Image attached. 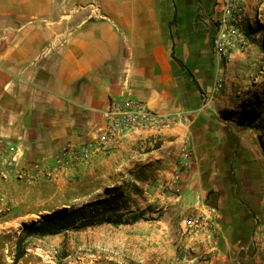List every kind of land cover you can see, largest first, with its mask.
Segmentation results:
<instances>
[{
	"label": "crops",
	"instance_id": "1",
	"mask_svg": "<svg viewBox=\"0 0 264 264\" xmlns=\"http://www.w3.org/2000/svg\"><path fill=\"white\" fill-rule=\"evenodd\" d=\"M96 1L0 0V137L11 144L19 167L50 161L68 143L92 142L111 98L187 114L188 123L130 133L119 149L96 159L98 167L144 152L169 182L184 165V145L192 152L178 198L193 203L165 205L210 213L216 237L206 229L174 232L176 219L163 217L154 223L171 227L143 237V264H264L257 215L229 183L233 172L261 176L264 153L257 133L237 125L244 102L230 103L236 87L213 90L221 71L213 60L221 0H99L101 16L91 7ZM218 173L228 179V204H220L223 192L214 189ZM0 185L22 186L14 180ZM215 193L219 204H199Z\"/></svg>",
	"mask_w": 264,
	"mask_h": 264
},
{
	"label": "rangeland",
	"instance_id": "2",
	"mask_svg": "<svg viewBox=\"0 0 264 264\" xmlns=\"http://www.w3.org/2000/svg\"><path fill=\"white\" fill-rule=\"evenodd\" d=\"M242 4L240 24L244 40L235 42V48L228 52L218 68L221 71L217 73L223 83L222 89L236 87L231 104L264 99V0H242ZM225 75L232 81H225ZM187 164L179 165L178 176L169 182L155 172L160 163L150 161V156L144 152L123 163L111 160L98 167L94 165L72 181L28 183L13 177L0 178V183L14 180L22 185L4 189L0 185V264H143V237L167 232L171 227L157 225L154 221L163 217L176 219L173 231L182 233L185 219L193 214L190 210L169 211L165 205L193 203V199L187 198L189 196L178 198L182 196L181 181L185 176L181 171L186 170ZM232 175L234 181L229 180V183L237 188V198L242 204H250L257 215L255 227L263 236L260 243L264 250V172L261 176L254 170L244 176L238 173L236 177L234 172ZM173 181L179 184L176 186ZM227 181L224 173L215 177V191L223 192L220 204H228L227 189L223 185ZM111 195L117 198L120 206V211L112 217L121 216L129 224L103 223L81 231L70 230L41 239L29 238L22 244V259L14 262L16 242L22 237L24 226L40 220L43 215L76 208ZM218 197L219 193H215L205 200L214 206L219 204ZM203 199L199 204H206ZM133 214L136 217L134 222Z\"/></svg>",
	"mask_w": 264,
	"mask_h": 264
},
{
	"label": "built area",
	"instance_id": "3",
	"mask_svg": "<svg viewBox=\"0 0 264 264\" xmlns=\"http://www.w3.org/2000/svg\"><path fill=\"white\" fill-rule=\"evenodd\" d=\"M224 17L219 20L213 38V60L218 69L233 50L235 42L244 40L243 27L240 24L243 12L242 0H221ZM96 16L100 14V3L91 4ZM222 80L214 81V92L221 91ZM103 124L97 129V136L92 142L68 143L58 150L49 161L42 159L27 167L20 168L19 160L13 153L11 144L0 137V178L13 177L28 183L43 181H72L84 170L92 168L99 154H108L119 149L123 138L133 132L149 130L153 132L168 131L179 122H189L187 114H164L150 110L145 104L131 97L111 98L102 112ZM182 160L189 162L192 152L187 144L181 151ZM204 229L210 238L216 237V228L212 225L210 213L207 217L193 213L184 221V234H195Z\"/></svg>",
	"mask_w": 264,
	"mask_h": 264
},
{
	"label": "trees",
	"instance_id": "4",
	"mask_svg": "<svg viewBox=\"0 0 264 264\" xmlns=\"http://www.w3.org/2000/svg\"><path fill=\"white\" fill-rule=\"evenodd\" d=\"M186 71L187 69L180 64ZM190 75V73L187 71ZM237 125L257 133V139L264 153V99L244 102L239 106ZM117 198L113 195L108 198L94 200L76 208L62 209L60 211L43 215L40 220L23 227L22 237L16 242L14 262L20 261L24 255L22 244L29 238L41 239L47 236L62 234L66 231H81L103 223L118 226L129 224L121 216ZM133 222L136 220L132 215Z\"/></svg>",
	"mask_w": 264,
	"mask_h": 264
},
{
	"label": "water",
	"instance_id": "5",
	"mask_svg": "<svg viewBox=\"0 0 264 264\" xmlns=\"http://www.w3.org/2000/svg\"><path fill=\"white\" fill-rule=\"evenodd\" d=\"M211 198V196L208 197V200ZM206 204L208 205V201H206Z\"/></svg>",
	"mask_w": 264,
	"mask_h": 264
}]
</instances>
